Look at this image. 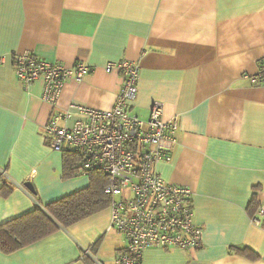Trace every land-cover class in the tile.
I'll return each mask as SVG.
<instances>
[{"label":"crops","instance_id":"0c3cea01","mask_svg":"<svg viewBox=\"0 0 264 264\" xmlns=\"http://www.w3.org/2000/svg\"><path fill=\"white\" fill-rule=\"evenodd\" d=\"M27 51L92 71L52 105L42 79L16 75L14 55ZM122 60L140 66L131 111L147 119L160 101L179 122L173 158L157 169L192 190L203 229L201 247L148 248L141 264H264V228L251 220L264 201V82L252 80L264 64V0H0V225L90 184L83 172L64 178L45 125L71 103L111 109L124 76L105 67ZM110 220L109 207L0 248V264H116L126 240Z\"/></svg>","mask_w":264,"mask_h":264},{"label":"built area","instance_id":"2783aa9c","mask_svg":"<svg viewBox=\"0 0 264 264\" xmlns=\"http://www.w3.org/2000/svg\"><path fill=\"white\" fill-rule=\"evenodd\" d=\"M14 68L26 86L42 79V99L52 105L58 103L69 79L80 81L92 71L80 61L68 66L29 51L14 55ZM105 68L118 69L124 76L115 105L104 110L71 103L57 111L45 125L51 147L79 152L83 173L99 169L108 174L105 190L112 196L109 229L121 232L126 240L116 264H141L148 248L201 247L203 229L194 220L192 190L167 182L157 169L159 163L173 158L179 142L177 118L165 119L160 101L152 103L147 119L131 111L138 93V63L108 62ZM252 80L264 82V64ZM251 220L264 228V201Z\"/></svg>","mask_w":264,"mask_h":264},{"label":"trees","instance_id":"16d2710c","mask_svg":"<svg viewBox=\"0 0 264 264\" xmlns=\"http://www.w3.org/2000/svg\"><path fill=\"white\" fill-rule=\"evenodd\" d=\"M63 155L64 178L77 176L81 172L83 160L81 154L73 150H65ZM87 174L90 178V184L87 187L46 205L37 201L32 211L1 224V250L5 253H12L62 227H69L109 208L112 196L105 190L109 183L108 174L99 169L88 171ZM32 194L36 199L35 193Z\"/></svg>","mask_w":264,"mask_h":264},{"label":"water","instance_id":"95a60500","mask_svg":"<svg viewBox=\"0 0 264 264\" xmlns=\"http://www.w3.org/2000/svg\"><path fill=\"white\" fill-rule=\"evenodd\" d=\"M25 186H26L29 190H31L32 192H35V189H34L33 185H32L30 182H26V183H25Z\"/></svg>","mask_w":264,"mask_h":264}]
</instances>
